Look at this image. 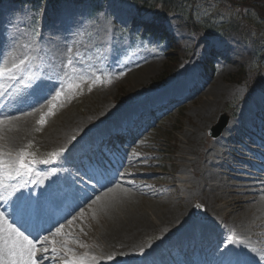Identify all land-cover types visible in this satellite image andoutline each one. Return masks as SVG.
Wrapping results in <instances>:
<instances>
[{
    "label": "rangeland",
    "instance_id": "1",
    "mask_svg": "<svg viewBox=\"0 0 264 264\" xmlns=\"http://www.w3.org/2000/svg\"><path fill=\"white\" fill-rule=\"evenodd\" d=\"M93 1L99 6L96 12L91 10ZM172 1L174 5L169 13L158 21L150 11L138 10L130 0H0V67L5 63L10 67L25 54L36 57L32 71L49 74H53L50 71L53 65L59 67L66 63L70 55L79 61L75 70L69 67L66 73L59 72L57 87L39 101L18 81L0 80L3 85L0 111L16 103L23 106L26 98L40 102L38 111L31 116L26 137L17 138L15 147H7L6 140L11 136L7 130L0 133V148L13 154L25 149L26 158L34 161V174L24 179L46 184L52 178L49 172L55 167L60 178L71 180L76 175V167L87 164V156L100 140L123 129L135 132L143 129L134 152V157L140 159L139 165L134 171L121 172L120 184L135 180L149 182L158 192L165 186L164 194H170L165 197L173 199L191 193L188 230L181 234L175 226L151 229L137 237L135 248L119 247L108 251L110 254L93 247L105 264H172V261L173 264H194L196 252L201 249L195 248L198 237L209 241L218 235L222 240L229 235L236 236L232 226L236 217L223 218L226 209L215 212L200 201L205 186L199 184L198 178L207 170L216 171L222 180L218 184L228 186L225 189L228 198L241 190L264 191V177L260 174H264V84L261 85L264 82V19L248 5L237 6L228 0ZM147 27L165 34L154 35L152 31L149 33L152 35L143 37L141 34ZM69 47L72 53H68ZM38 65L44 67L40 69ZM183 71L194 80L182 82L179 76L185 74H181ZM96 76L101 79L95 80ZM210 79L227 90L226 98L212 112H202L208 99L203 85ZM175 84L177 89L172 87ZM57 92H61L59 97ZM188 93L192 101L183 107H174L176 99ZM4 103L11 107L3 106ZM105 106L111 113L101 117ZM162 108L167 111L159 112ZM223 114L231 126L220 137L212 139L208 132ZM202 115H209L208 122L201 121ZM42 116L44 123L40 124ZM72 120H82L86 125L62 146L70 149L66 159L61 157L55 164H44L43 161L51 159L50 153L61 148L58 146L60 134ZM196 128V134L185 136L187 131ZM16 137L19 136L16 134ZM216 141L222 145L215 144ZM116 144L113 142L111 146L117 148ZM106 153L104 168L108 175L120 162L113 149ZM247 180L254 184L242 189L239 184ZM215 181L209 180V183L216 184ZM140 192L138 197L143 206H157L158 201ZM217 206H223L221 201L214 204ZM81 209L75 208L70 214L56 236L58 239L50 233L48 241L66 240L73 246L76 240H100L99 234L107 227V219L93 210L80 213ZM259 217L247 225L249 229L244 238L249 248L264 253V216ZM71 218L73 223H67ZM225 228L228 233L223 232ZM189 238L194 242L192 245L186 243ZM88 246H91L89 242L85 248ZM85 248L77 257L87 253ZM142 248L144 254H141ZM59 249L65 252L63 247ZM155 250L162 254L161 258L155 257Z\"/></svg>",
    "mask_w": 264,
    "mask_h": 264
},
{
    "label": "bare ground",
    "instance_id": "2",
    "mask_svg": "<svg viewBox=\"0 0 264 264\" xmlns=\"http://www.w3.org/2000/svg\"><path fill=\"white\" fill-rule=\"evenodd\" d=\"M145 71L146 70L141 71L140 73L145 72ZM184 71H185V69H184ZM184 71L181 72V74H184L185 73ZM191 73H192V71H191ZM179 78H181L182 82H184L185 80L186 81L194 80L192 75L187 74V72L184 75L179 76ZM134 79H137V78H134ZM179 81H177V82H179ZM186 81H185V83H187ZM213 83H214V81L213 80L211 81V79H210L207 81V83H205L203 85V91L207 95L208 99L206 101L207 103L206 104L204 103L205 109H203L202 112H204L206 110L212 112L213 108L218 107L221 104V102H223V99L226 98L227 90L225 88L218 87L216 85V83H214V84ZM177 86L178 85L175 84L172 87H173V89H177L178 88ZM179 86H180V82H179ZM175 91H177V90H175ZM202 94H203V92H202ZM1 95H2V92L0 91V100H1ZM4 100H6V99H4ZM189 101H192L190 96L184 97L183 102L181 103V107H183L184 105H187V103ZM25 102H26V104H24L23 106L19 105V103H18V105H16L17 104L16 103L14 107L8 108V109H2L0 111L1 118L6 117V116L13 117V119L5 120L3 124H0V133L7 132V134H11V136L6 140L7 141V147H10L11 149L13 147H15L14 145L17 142L16 139L20 138V137H24L25 133L30 128L31 118H32L31 116L34 114L35 111L36 112L38 111L37 105L40 104V102L38 104V103H35L33 100H32V102H30L29 99H27V98H26ZM1 103H2V101H1ZM5 104L7 105V103H4L3 106H5ZM13 105H14V103H13ZM7 106H9V105H7ZM9 107H11V106H9ZM107 109L108 108L105 106V108L103 109V112L101 114V117H104L105 115L111 113V112H108L109 110H107ZM109 109H111V108H109ZM208 119H209V115H205V116L202 115L201 121L206 122ZM102 120L104 121V119H102ZM66 123H68V122H66ZM85 125H86V123L82 120L70 121L67 124V126H65L66 129L63 128V130L60 134V140L58 141V146L62 147L65 144H67V142H68L67 139L70 136L71 137L74 136L75 132H77L76 130H78V131L82 130L85 127ZM230 126H231V124H228L226 130L228 128H230ZM16 127H17V129H16ZM4 130H7V131L4 132ZM197 130H198V128H196V130L191 131V132L189 130L185 133V136H187V133L194 135L197 133ZM29 131H31V130H29ZM224 132H226V131H224ZM16 134L19 137H16ZM140 134L142 135V132H140ZM247 135L248 134L245 133L243 135V137L246 139ZM248 137H250V136H248ZM127 146H128L127 150L124 151ZM136 146H138V139L133 140V141H132V139H130L129 143L127 145H124L121 147V148L124 147L123 150L121 149L122 150L121 152H125V154H126L124 158L121 157L122 158V167H121L122 172L127 173V172L134 171L136 169V165L137 166L139 165L140 159L134 157V152L136 150ZM65 148H67V147H65ZM11 149H8V151H11ZM216 149H217V147H216ZM232 154H233V152H232ZM182 160H184V159L182 158ZM207 161H208V159H207ZM207 161H206V163H207ZM220 163H221V161H220ZM217 166H219V165H217ZM206 168H207V166H206ZM144 169L147 170V168H144ZM215 172L207 170V171H205L204 174H202V176L200 178H198L199 184L201 182V184L203 183V185L205 186V190L203 192H201L200 201L205 207H208L209 209L211 208L215 212H220L222 210V208L226 209L227 212L225 211L226 213H225V216L223 218H230L229 216H233L234 218L236 217V219H235V221H233V225H232V226H234L233 230L236 231L235 235H236V237H241L240 239L243 242V244L246 246V248H249L248 247L249 244L247 243V240H245L244 236L247 234L246 232L249 229V228H247L248 227L247 225L251 224V222L254 218L259 217L260 215L264 216V191L263 190L257 191L255 189L254 190H241L237 194H234L235 197L228 198L227 196H225V193H226L225 189L228 188V186L225 183L218 184V182L220 183L222 180H220V176L217 175ZM114 173L116 174L117 171H115ZM145 173L147 174V172H145ZM260 174L263 175V177H264V174H262V173H260ZM138 176H139V174H138ZM159 177L161 178V175ZM178 178L179 177L177 176V179ZM250 178H252V176ZM209 180H216L215 181L216 184H210ZM112 181H113V183L108 185V187L113 188V191L110 193L107 192L106 188L101 189L100 186H97V190L95 192L90 190V194H89L90 196L95 198L96 195H100L102 197V199L100 201H97L96 204H92L89 201L87 204L83 205L81 212H80V213H82L84 210H87V209L91 210V211L93 210L95 213L100 215V217H104L105 219H107L108 225L101 232V234H99V235H101L100 240H76V243H74L73 246H71L69 243H67L68 241H66V240L47 241L45 244L37 246L40 249V251L37 252V255L38 256H41V255L44 256V258L42 260H40L39 264H61V260L67 258V255L65 254L64 251H61L59 249V247L61 248L65 244H67V246L72 247L74 249L72 254L79 256L80 253H82L81 252L82 249L85 248L87 242H89L91 244V246H88L87 249L85 248L86 252H87L86 254H88L86 262H88L89 264H105V263L101 262L102 257L100 258V256L97 254V251H95L94 248H97L101 251V253L106 254L108 251L117 249L119 247L133 248L137 244V241H138V240H136L137 237H139L144 232L149 231L151 229L175 226V228L179 231L178 233L183 234V232H185L186 230H188L190 228L189 224H188V220H189L188 213L191 211V206H192L191 203H193L191 193L187 194L186 197H175L173 199V197H171V196L165 197L167 195H170V194H164L165 190L167 189V187H165V186H164V188L159 189L161 191L158 192V191H155L156 186H151L150 185L151 183H149V182L144 183V182H139L136 180L135 181L131 180L132 182H130L129 184L122 185V184H120L121 180H119L117 178H113ZM253 184L254 183L250 182V180H247L245 183L239 184V186H242V189L243 188L246 189L247 186L251 187ZM117 185H119V186H117ZM171 185H169V187H171ZM256 187H257V185H256ZM191 188L194 189L195 187L193 188V186H191ZM192 189H190V190L192 191ZM200 190H201V188H200ZM140 191H143L144 194H146L148 197H151L150 198L151 200L158 201V203H161L162 205H160V204L158 205V203H157V206L155 204H148V205L143 206L142 200L140 201V199L138 197V195H139L138 193H141ZM141 197H143V195ZM218 201H221L223 206H220V207L217 206L215 208L214 204L217 203ZM182 202H184V203H182ZM67 207L69 208V212L63 213V217H66V219H62V218L58 219V223L51 225V230L53 229L54 226L59 227L60 225H63L66 222V220L70 217V214H72V212L75 211V210H73V208H75V206L72 205L70 207L69 206H67ZM76 210H77V208H76ZM149 211H151V213H149ZM80 213L76 214V216L79 215ZM55 215H56V213H55ZM153 216L155 219L152 218ZM72 218L70 220H72ZM61 221H62V223H61ZM74 227H75V225H74ZM228 230H230V229H228ZM73 232L75 233V231L72 230V233ZM223 232H225V233L227 232L226 228L223 229ZM47 233L48 232H41L40 235H49ZM50 233H55V231L53 230ZM181 234H179V235H181ZM56 236H57V234L55 235V239L56 238L58 239V237H56ZM69 236H71V235H69ZM237 246H239V245H237ZM45 247L48 249L47 253H44V251H43V249ZM53 248L56 249L55 253L52 252ZM203 250L204 251H202L201 254H203V253L206 254L207 260H206V262H204V264H206L210 258V251L208 249V246H206V244L203 245ZM153 253L155 254V257H157V256L160 257V254H161L160 252H157L155 250ZM253 255H255V254H253ZM83 256H85V254ZM161 256H162V254H161ZM214 258H215V256H213V262H214ZM155 260H157V259H155ZM114 262H116V260ZM213 262L211 264H213Z\"/></svg>",
    "mask_w": 264,
    "mask_h": 264
},
{
    "label": "snow or ice",
    "instance_id": "3",
    "mask_svg": "<svg viewBox=\"0 0 264 264\" xmlns=\"http://www.w3.org/2000/svg\"><path fill=\"white\" fill-rule=\"evenodd\" d=\"M67 51L72 53L73 49L69 47ZM35 59L36 57L25 54L18 57V62H13L10 67L5 63V66L0 67V80L18 81L24 88L29 89L28 94L36 97L38 101L57 87L59 72L66 73L69 67L75 70L79 63L75 55H70L66 63L59 67L53 65L50 69L53 74H49L45 71H32V61ZM37 67L42 69L44 66ZM25 73H29L27 78ZM100 79V76L95 77L97 81ZM60 94L61 92H57L56 96L59 97ZM11 119H13L11 116L0 118V124ZM38 123H44L43 116ZM75 139L73 137V140ZM69 151L70 149L61 147L50 153L51 159L43 163L55 164L61 157L66 159L65 154ZM106 159L104 149L97 148L88 158L87 164L76 167V175L71 180L67 177L60 178L53 167L49 172L52 178L47 184H42L39 180L24 179L26 175L31 177L34 174V161L26 158L25 149L13 154L0 148V264H39L44 256L37 255L40 251L37 246L48 241V236L40 233L51 232V228L46 225L58 223L55 213L66 206L75 205V208H82L89 201L96 204L102 197L96 195L93 198L89 195V189L95 192L97 186L101 189L106 188L109 193L112 192L113 188L108 185L113 181L104 168ZM29 184L39 186L40 190L34 191ZM195 207L201 208V205ZM61 218L66 219L63 216ZM68 223L71 224L72 220H68ZM62 227L63 225L56 227L52 235L60 233ZM63 248L67 255L63 264H86L87 254L77 257L72 254L73 250L68 248L67 244L63 245ZM43 251L47 253L48 249L45 247ZM52 252L55 253L56 249L53 248ZM144 252L145 249L142 248L141 254ZM214 252L213 264H260V261H264V253H258L254 248H246L241 239L234 235H229L217 243Z\"/></svg>",
    "mask_w": 264,
    "mask_h": 264
},
{
    "label": "trees",
    "instance_id": "4",
    "mask_svg": "<svg viewBox=\"0 0 264 264\" xmlns=\"http://www.w3.org/2000/svg\"><path fill=\"white\" fill-rule=\"evenodd\" d=\"M130 1L138 10L145 9L147 11H150L153 17L158 21L163 20V18L165 17L164 15L169 13V9L172 7V5H174V2L172 0H130ZM228 3L237 6L248 5L259 17H261L260 19H264V0H237V1L228 0ZM168 4L171 6L168 7ZM92 6L95 7L93 8L95 10L96 7H98L95 1H93ZM263 84L264 82H262L261 85Z\"/></svg>",
    "mask_w": 264,
    "mask_h": 264
},
{
    "label": "water",
    "instance_id": "5",
    "mask_svg": "<svg viewBox=\"0 0 264 264\" xmlns=\"http://www.w3.org/2000/svg\"><path fill=\"white\" fill-rule=\"evenodd\" d=\"M226 121H227V118H224L223 117V120H222V122H221V125L217 128V129H215V130H213L212 132H211V136H215L216 134H217V132H219V129H221L225 124H226Z\"/></svg>",
    "mask_w": 264,
    "mask_h": 264
}]
</instances>
